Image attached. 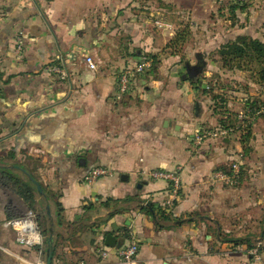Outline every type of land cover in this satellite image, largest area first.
Returning a JSON list of instances; mask_svg holds the SVG:
<instances>
[{
	"label": "crops",
	"instance_id": "0c3cea01",
	"mask_svg": "<svg viewBox=\"0 0 264 264\" xmlns=\"http://www.w3.org/2000/svg\"><path fill=\"white\" fill-rule=\"evenodd\" d=\"M222 17L213 0H0V264H36L39 251L45 260L50 230L52 264H119L115 250L130 240L135 264H264V117L245 145L238 136L197 144L196 132L223 117L183 77L182 63L203 51L243 36L264 44V0L232 24ZM183 30L195 47L168 52ZM144 54L158 67L120 98V72ZM234 162V184L213 179ZM96 167L109 174L87 184ZM158 169L180 172L171 209L168 183L147 176ZM15 180L32 188L31 205ZM28 210L42 246L17 244L8 224ZM107 234L120 246L100 261Z\"/></svg>",
	"mask_w": 264,
	"mask_h": 264
},
{
	"label": "rangeland",
	"instance_id": "374dc122",
	"mask_svg": "<svg viewBox=\"0 0 264 264\" xmlns=\"http://www.w3.org/2000/svg\"><path fill=\"white\" fill-rule=\"evenodd\" d=\"M213 1H215L216 7L218 6V12L221 9L223 13L222 18H230L229 23L232 24V22L236 20L233 19L234 16L236 17L238 13L244 12L248 9L250 0H245L243 3L233 2V0H221L222 2L220 4L218 3L220 0ZM233 7L236 8L234 11L232 9ZM222 18L220 19L223 21ZM194 41L195 39L193 34H190L187 31L186 33L181 31L180 36L171 42L168 52L178 53L180 55H183L184 52L188 53L186 48L189 44L194 46ZM219 49H215L214 51H203L202 54H204V57L201 60L188 62L184 61L182 63L183 65L188 64L184 74H186L188 67H197V80L199 85L197 86L195 84L193 85V88L210 99L212 103L211 107L214 114L218 115V118L222 117L220 115L221 113L230 114L232 118H234L235 115L237 116L233 126L223 127L218 121V126L214 129H200L201 131L198 132L199 134L205 135L204 141L213 139L220 142L228 137H240L241 134L245 133L247 130L251 131V128L255 124L254 128H259V123L257 121L258 119L264 117V104H257L252 108L246 107V103L248 101L263 102L264 91L258 84H255L249 72L224 69L218 56ZM194 51H197V48H195ZM142 56H146L152 60L153 63L150 72L153 73L159 65V60L156 56L149 54H144L140 57ZM203 88H205L208 93H203ZM213 95L216 96L215 99L212 98ZM215 111L217 113H215ZM229 129H233V131L229 134L218 138L212 137V134L218 133L217 131L219 130ZM204 141L202 143H204ZM240 164L242 167V163Z\"/></svg>",
	"mask_w": 264,
	"mask_h": 264
},
{
	"label": "built area",
	"instance_id": "2783aa9c",
	"mask_svg": "<svg viewBox=\"0 0 264 264\" xmlns=\"http://www.w3.org/2000/svg\"><path fill=\"white\" fill-rule=\"evenodd\" d=\"M221 1V0H220ZM245 0H233V2L243 3ZM21 50V40L17 38V47L16 53ZM84 62L88 68L92 71H96L97 66L94 63L93 59L89 55L83 57ZM152 60L146 56H142L139 60L132 66L127 67L122 70L119 74L117 81V93L121 98L122 96L128 95L138 77L144 76L152 67ZM50 71L59 75L62 79L65 77L64 71L57 66H50ZM233 129L229 130H219L218 133L212 134V137L218 138L229 134ZM205 135L199 134L196 132L194 139L197 144H201L204 141ZM241 171L240 162H234L231 165L229 172L216 171L213 175V179L217 182L224 184H234L237 180ZM109 174L108 170L96 167L89 171L85 177L87 184H92L98 179L107 176ZM147 176L152 180H162L168 183V199L165 201V207L171 209L180 199V194L182 192V180L180 172L177 170L174 171H165V170H151L147 173ZM9 226L15 232L16 243L28 248L34 246H42L44 244V238L41 235L37 222L36 214L32 210H28L21 217L11 219L8 222ZM139 246L135 240H130L126 245L119 247L115 250V256L117 257L119 264H135V260L138 254ZM249 255L255 260L259 261L260 257L258 254V247L251 248ZM96 256L100 261L107 260L112 256V248L101 245L96 250ZM36 264H45V260L42 258V251L38 252V260ZM85 264V263H79Z\"/></svg>",
	"mask_w": 264,
	"mask_h": 264
},
{
	"label": "trees",
	"instance_id": "16d2710c",
	"mask_svg": "<svg viewBox=\"0 0 264 264\" xmlns=\"http://www.w3.org/2000/svg\"><path fill=\"white\" fill-rule=\"evenodd\" d=\"M236 7V6H235ZM233 7L234 9H236ZM186 33V30H183ZM180 36V34L178 35ZM218 56L222 62L223 68L227 70H241L244 72H249L251 78L258 84L264 91V44L259 40H255L249 37H238L236 40L227 43L218 50ZM184 79L190 81L192 85H199L197 73L193 77H189L187 74H184ZM196 86V87H197ZM203 93H208L205 88H203ZM213 99L216 96H212ZM257 104H264L263 102H247L246 107L252 108ZM215 113H217L215 111ZM223 118L219 119V124L223 127L233 126L236 120V115L234 118L230 114H220ZM251 131L247 130L245 133L241 134L240 140L241 143L245 145L251 139ZM10 179V178H9ZM3 182H6L5 180ZM7 183V182H6ZM14 184L20 185V193L23 195L24 199L28 201L31 205L33 203V198L30 192L32 188L27 187L26 184L15 180ZM34 188V187H33ZM145 209L147 212H150L151 206H146ZM33 211V210H32ZM41 227V225H40ZM42 233L48 237V229L44 226L41 227Z\"/></svg>",
	"mask_w": 264,
	"mask_h": 264
},
{
	"label": "water",
	"instance_id": "95a60500",
	"mask_svg": "<svg viewBox=\"0 0 264 264\" xmlns=\"http://www.w3.org/2000/svg\"><path fill=\"white\" fill-rule=\"evenodd\" d=\"M198 72L197 67H191L187 68L186 74L189 77H193ZM185 77V75L183 76ZM36 186L37 191L41 193V187L38 183H36L34 180L30 179ZM104 244L106 247H119L120 245L116 243V238L112 236L111 234H107L104 239ZM53 235L52 230H50V235L47 239V246H46V255H45V264H52V256H53Z\"/></svg>",
	"mask_w": 264,
	"mask_h": 264
}]
</instances>
